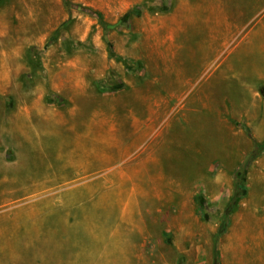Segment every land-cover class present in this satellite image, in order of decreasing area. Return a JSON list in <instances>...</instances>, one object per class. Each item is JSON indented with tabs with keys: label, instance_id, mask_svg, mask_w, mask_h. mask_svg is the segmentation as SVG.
Listing matches in <instances>:
<instances>
[{
	"label": "rangeland",
	"instance_id": "1",
	"mask_svg": "<svg viewBox=\"0 0 264 264\" xmlns=\"http://www.w3.org/2000/svg\"><path fill=\"white\" fill-rule=\"evenodd\" d=\"M70 1L0 0V264H264V151L225 215L259 118L227 119L240 152L208 170L152 171L133 145L148 108L170 109L147 100L175 19L246 23L264 41V0Z\"/></svg>",
	"mask_w": 264,
	"mask_h": 264
},
{
	"label": "crops",
	"instance_id": "2",
	"mask_svg": "<svg viewBox=\"0 0 264 264\" xmlns=\"http://www.w3.org/2000/svg\"><path fill=\"white\" fill-rule=\"evenodd\" d=\"M189 4L185 6L190 7ZM255 8L256 12L260 5ZM197 20L195 15L175 19L173 26L180 29V34H174V51L161 62L162 67L156 72L159 78L150 83L156 87H151L152 95L147 100L155 105L163 103L164 108L170 109L161 115L148 108L146 113L155 120L139 128L133 138L138 149L146 146L147 155L155 164L152 171L162 173L163 162H169L168 159L170 163L180 159L181 164L198 165L201 170L205 164L208 170L214 156L240 152L226 128L230 117L244 123L259 118L264 134V100L257 97L258 88L264 87L261 32L236 31L235 28H246L247 24L237 25L231 20L211 21L212 27L207 25L211 28L204 29ZM144 115L141 112L140 116ZM132 124L136 128L141 121L134 119ZM160 175L161 180L166 179L164 173Z\"/></svg>",
	"mask_w": 264,
	"mask_h": 264
},
{
	"label": "trees",
	"instance_id": "3",
	"mask_svg": "<svg viewBox=\"0 0 264 264\" xmlns=\"http://www.w3.org/2000/svg\"><path fill=\"white\" fill-rule=\"evenodd\" d=\"M63 2L67 7H73V3L70 0H63ZM246 131L247 133H249L248 129H246ZM263 151H264V141H261V142L253 141V145H252L250 152L246 156L245 160L239 165L237 171L234 174V181H233L234 189H235L234 195L228 207L225 210V215L229 213L237 197L241 196L243 192L245 191L244 170H245L246 162L257 158ZM222 230L223 228H221V231ZM214 264H217V252L215 253Z\"/></svg>",
	"mask_w": 264,
	"mask_h": 264
}]
</instances>
